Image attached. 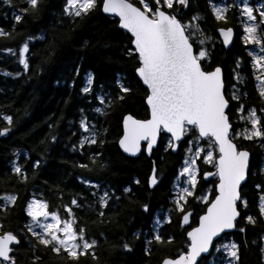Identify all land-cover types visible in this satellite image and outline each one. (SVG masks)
Masks as SVG:
<instances>
[{"label": "snow or ice", "instance_id": "obj_1", "mask_svg": "<svg viewBox=\"0 0 264 264\" xmlns=\"http://www.w3.org/2000/svg\"><path fill=\"white\" fill-rule=\"evenodd\" d=\"M3 4L16 8L12 0H2ZM42 0H23V7L13 13L14 25L19 24L26 16H35ZM211 15L215 21L227 23V13L234 6L238 8L241 18L243 35L240 37L243 45H254L258 51H248L251 57V67L257 82L259 97L264 100V8H254L249 0H234V4H226L223 0L213 2L207 0ZM199 5L194 0H65L63 13L73 21L100 11L118 18L119 27L126 30L129 45L123 55L135 61L134 76L145 87L143 101L147 107V118L138 119L132 111L126 110L122 116V134L116 143L123 153L136 157L137 154H147L151 159L158 148L165 153H177L182 150V160L173 181V192L169 203L172 207L166 210L162 221L157 214L152 222V240L164 243V237L158 229L162 223H170L175 212L179 217L181 227L189 224L193 210L188 207L190 201L202 206L203 214L199 215L197 226L190 227L186 236V250L180 251L175 257H166L162 264H198L197 258L202 253H209L214 246V239H221L227 230L237 228L238 218L245 223L255 225L257 219L249 213L248 200L243 195V186L253 176V167L261 174L260 183L254 187L264 192V154L255 160H250L252 154L244 146V142H264V108L258 110L249 106L245 113L242 98L247 92H241L244 77L239 69L241 59L235 61L233 81L230 88L226 87L223 69L220 65L212 66L215 45L213 37L207 35L201 27L206 23L205 15L198 10ZM189 12L190 15L185 13ZM258 13L259 20L257 21ZM222 37V44L228 46L233 42L232 27H220L216 30ZM10 33L0 28V36ZM45 37H28L19 47L18 53L12 48L4 49L5 54L15 56L17 63L24 72L29 70V42L43 40ZM50 45V49H51ZM259 71H256V70ZM71 78L66 82L68 88L76 87V79L81 76L80 65L70 68ZM9 73H5L8 75ZM16 76L21 73L17 72ZM83 84L79 96L87 98L89 105H95L86 114L84 108L79 109L77 126L80 130L78 142L72 145V150L81 156L88 153L87 161L76 162L75 167L92 174L110 171V165L103 156L104 138L107 128L98 127L96 117H106L117 104L134 103L136 91L127 82V77L117 74L114 86L98 80L97 75L88 71L83 75ZM59 83V81H57ZM238 85L240 87H238ZM66 103L68 101H65ZM238 103V106H235ZM89 115L93 119H89ZM235 117V120L233 119ZM7 127L0 128V136H5L13 126V117L3 115ZM240 123L243 127H240ZM73 135H76L73 132ZM51 140L55 142L54 135ZM95 146V147H93ZM16 157L10 161L11 172L22 180L28 179V171L18 162L21 155L28 159V153L23 149L12 150ZM163 158L161 157V160ZM210 165L214 171L201 173L200 163ZM41 165V160L32 162L33 172ZM216 177L214 190H205L200 181ZM89 195L96 201L100 211L98 215L105 217V209L110 208V202L118 206L120 197L110 185H102L99 179L78 175ZM162 173L158 170L156 161H151L147 185L150 189L161 182ZM135 184H139L137 179ZM124 194H131L130 187L123 188ZM18 199L15 193H3L0 208L8 209ZM78 199L86 201L83 195L73 196L70 205L61 206L66 218H62L60 209L50 210L49 202L32 195L26 203L25 213L29 222L18 233L12 231L0 232V264H18L19 253L15 250L21 241L28 240L35 251L37 245L50 249L55 254L63 252L66 257L78 264L79 257L91 254L96 258V239L86 236V228L80 224L73 213V206L83 210L89 205L78 203ZM141 209L147 213L149 204L143 203ZM242 212L246 214L242 216ZM258 213L264 222V194L258 197ZM3 225L0 224V229ZM241 233L245 232L240 227ZM28 234L35 238L33 244ZM140 231L133 237L139 239ZM174 237L168 236L167 243H172ZM124 249L130 250V244L124 243ZM216 250L223 249L228 257L238 259V245L235 242H224L215 245ZM41 259L35 256L32 264ZM211 264V262H210Z\"/></svg>", "mask_w": 264, "mask_h": 264}, {"label": "trees", "instance_id": "obj_2", "mask_svg": "<svg viewBox=\"0 0 264 264\" xmlns=\"http://www.w3.org/2000/svg\"><path fill=\"white\" fill-rule=\"evenodd\" d=\"M12 3L16 8L9 7L0 0V28L10 33L9 36H0V117H13L10 132L0 136V192L15 193L18 199L5 214L4 229L9 228L13 232L24 230L28 218L25 207L33 194L47 200L50 210L60 209L63 218L66 216L61 206L70 205L73 196L83 195L87 200L78 199V203L81 206L87 204L89 207L81 210L73 206V213L86 228L87 238L96 239L98 243L95 247L96 258L93 259L91 254L82 255L78 264H161L164 258L175 257L180 251L186 250V233L190 227L189 224L181 227L175 212L169 213L171 222L163 223L158 229L165 242L157 243L152 240V222L155 216H162L172 207L169 201L176 170L181 164L182 150L165 153L158 148L149 159L146 154L128 156L116 143L122 134V116L126 110L132 111L138 118H147V107L143 101L145 87L133 74L135 61L123 55L124 49L130 46V34L118 27L116 17L100 11L73 21L63 13L65 0H42L35 16H26L13 27V13L24 4L23 0H12ZM194 3L199 5L198 10L206 17V23L201 27L207 35L213 37L215 50L212 66L222 67L226 87L235 82L232 79L233 70L236 69L235 61L239 57V71L245 78L241 92H247L242 102L247 106L254 105L258 110L264 108V100L259 97L251 73L246 47L240 40L239 28L235 26L237 13L232 8L227 13V23L217 22L211 15L207 0H194ZM185 14L190 15L189 12ZM228 25L236 27V33L231 46L226 48L216 30ZM30 36L45 38L29 42L30 67L25 73L17 63V58L5 54L4 49L12 48L18 53L19 47ZM77 64L80 65L81 76L76 79V87L69 89L66 82L71 78L69 69ZM88 71L94 72L98 80L112 85L111 91L114 95L117 92L114 86L117 74L127 77V82L136 91L134 103L117 104L106 117H96L98 127L108 129L104 137L107 143L102 151L110 165V171L98 175L95 174V169L90 174L75 167L76 162L87 161L88 153L81 156L72 150V145L78 142L80 135L77 126L79 109L84 108L88 114V110L95 106L87 104V98L78 94L83 84V75ZM17 72L21 75L16 76ZM89 119L93 117L89 115ZM7 126L0 118V128ZM54 135L57 137L55 142L51 140ZM246 147L251 151L252 160L260 157L259 147ZM16 148L28 153V159L23 155L18 159L28 171L26 181L11 172L10 161L16 159L12 150ZM36 159L41 160V165L33 172L31 165ZM152 160L156 161L162 179L158 186L150 189L147 177ZM201 167V173L209 168L207 165ZM78 175L99 179L102 185L114 188L116 195L120 197L118 206L110 202V208L114 207L115 210L105 209V217H100L96 201L77 181ZM137 179L140 181L138 185L134 183ZM260 180L261 177L249 178L243 186V195L248 200L246 213L252 214L257 223L250 225L243 219H238L237 228L231 232L238 244L237 264H264V222L258 213V197L264 192L254 187ZM216 181V177L207 181L201 178L200 185L204 189L211 187L214 190ZM124 187L131 188L130 195L123 193ZM143 203L149 204L147 213L141 209ZM188 207L193 210L190 222L193 227L203 213L202 206L198 202L190 201ZM246 213L242 212V216ZM240 227L245 228L244 233L239 231ZM137 231L141 232L139 239L133 237V233ZM168 236L174 237L172 243L166 242ZM31 242L35 244V238ZM124 243L130 244V250L123 248ZM15 250L19 253L18 264H32L35 256L41 257L37 264H73L63 252L55 254L39 245L34 251L29 241L23 239ZM211 259L212 255L204 256L198 264H210Z\"/></svg>", "mask_w": 264, "mask_h": 264}, {"label": "rangeland", "instance_id": "obj_3", "mask_svg": "<svg viewBox=\"0 0 264 264\" xmlns=\"http://www.w3.org/2000/svg\"><path fill=\"white\" fill-rule=\"evenodd\" d=\"M254 8H264V3L262 4H251ZM237 13H238V18H239V24H240V37L243 35V30H242V27H241V20L243 18L240 17L239 15V11L237 10ZM257 15V21L259 20V17H258V13H254ZM248 51H258V49L256 48V46L254 45H250ZM251 58V57H250ZM250 67H251V60H250ZM256 71H259L258 69ZM251 73L253 75V78H254V72H253V69L251 67ZM255 81V79H254ZM255 84H257V82L255 81ZM239 87V85H238ZM230 88V87H229ZM200 163V168H201V163L202 162H198ZM207 190V189H205ZM40 198V197H38ZM164 216L165 214H163L162 216H160V219L163 221L164 220ZM63 218V217H62ZM30 220V218L28 219V221ZM163 225V223L160 225V227ZM224 242H235L237 244V242L234 240V237L231 235V237L228 239V240H221L218 244L220 243H224ZM238 245V244H237ZM262 247H263V250H264V240H263V244H262ZM212 255V259H211V264H237L236 262V259L235 258H231V257H228L226 252L223 250V249H220V250H216V248H214L213 252L211 253ZM210 255V257H211Z\"/></svg>", "mask_w": 264, "mask_h": 264}, {"label": "flooded vegetation", "instance_id": "obj_4", "mask_svg": "<svg viewBox=\"0 0 264 264\" xmlns=\"http://www.w3.org/2000/svg\"><path fill=\"white\" fill-rule=\"evenodd\" d=\"M223 1H225V0H223ZM228 1H230V0H228ZM260 1H263V2H264V0H256V1H255V4H259ZM213 2H214V0H213ZM228 26H232V25H228ZM235 26H236L237 28H239V31H240V27H239V25H238V21H237V19H236ZM232 27H234V26H232ZM236 27H234V28H236ZM221 42H222V41H221ZM246 51H247V48H246ZM244 105H245V104H244ZM237 106H238V103H237ZM251 106H254V105H251ZM248 107H249V106L245 105V113H244V114H246V110H247ZM255 107H256V106H255ZM256 108H257V107H256ZM257 110H258V109H257ZM258 113H259V110H258ZM233 119L235 120V117H234ZM240 127H243V124H242V123H240ZM247 145H248V146H254V147L257 146V147H259L260 156H261L262 154H264V144H263L262 141H252V142L245 141V142H244V146L246 147ZM246 148L250 151V149H249L248 147H246ZM250 153H251V151H250ZM250 160H252V156L250 157ZM208 171H214V169H213L211 166H209ZM252 171H253V176L250 177V178L256 179L257 177H259V179H260L261 174H258V173H257V169H256L255 167H253ZM217 181H218V180H217ZM217 181H216V183H217ZM3 193H5V192H0V195H2ZM7 193H10V192H7ZM2 204H3V201L0 200V205H2ZM11 207H12V205H9L7 210H4L3 208H0V224L3 225V223L5 222V214H6L7 212H9L8 210L11 209ZM26 218H27V217H26ZM28 222H29V221H28V218H27V223H28ZM27 223H25L24 225H26ZM22 226H23V225H22ZM17 227H20V225L17 226ZM24 230H25V232H26V229H24ZM2 231H12V230L9 229V228L4 229V227H3L2 229H0V232H2ZM12 232H13V231H12ZM18 232H19V231H16V232H14V233H18ZM28 237H29V239H31V240L34 239V238L31 237L30 234H28ZM226 237H227V239H229V238L231 237V235H228V236H226ZM27 241H28V240H27ZM263 251H264V250H263Z\"/></svg>", "mask_w": 264, "mask_h": 264}, {"label": "water", "instance_id": "obj_5", "mask_svg": "<svg viewBox=\"0 0 264 264\" xmlns=\"http://www.w3.org/2000/svg\"><path fill=\"white\" fill-rule=\"evenodd\" d=\"M105 14V13H104ZM106 15H110V14H106ZM112 16V15H111ZM118 26H119V23H118ZM120 28V27H119ZM234 30V29H233ZM124 31H126V30H124ZM234 37H235V31H234ZM234 37H233V39H234ZM221 40H222V37H221ZM232 44V43H231ZM231 44L230 45H228V46H225L226 48H228V47H230L231 46ZM223 74H224V72H223ZM226 85V84H225ZM138 119H141V118H138ZM121 150V149H120ZM122 151V150H121ZM123 152V151H122ZM126 154V153H125ZM126 155H128V156H130L129 154H126ZM138 155H140V154H137V156ZM148 156V155H147ZM210 178V177H209ZM208 178V179H209ZM203 214V213H202ZM239 219V218H238ZM190 222H191V218H190V220H189V224H190ZM188 224H185V225H183V226H187ZM195 226H197V224L195 225ZM195 226H193V227H195ZM235 229H233V230H227V233H230L231 231H234ZM188 231H190V229L188 230ZM224 234H222V236H223ZM217 240H219V239H214V245H215V243H216V241ZM213 248H214V246L212 247V248H210V250H209V253H202L201 254V256L200 257H198L197 258V260H198V263H199V261H200V259L202 258V257H204V256H208V255H210L211 254V252L213 251ZM161 264H162V262H161Z\"/></svg>", "mask_w": 264, "mask_h": 264}]
</instances>
